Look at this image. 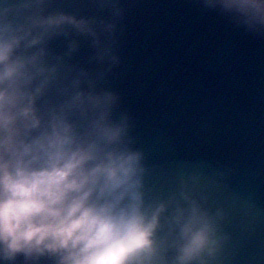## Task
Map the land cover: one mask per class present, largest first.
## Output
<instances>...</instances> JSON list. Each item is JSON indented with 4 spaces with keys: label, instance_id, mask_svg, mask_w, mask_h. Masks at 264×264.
I'll return each instance as SVG.
<instances>
[{
    "label": "clouds",
    "instance_id": "obj_1",
    "mask_svg": "<svg viewBox=\"0 0 264 264\" xmlns=\"http://www.w3.org/2000/svg\"><path fill=\"white\" fill-rule=\"evenodd\" d=\"M204 2L264 33V0ZM48 4L0 0V264H210L223 238L206 197L184 182L179 199L149 202L128 117L113 119L119 98L97 87L105 72L69 63L77 39L62 55L49 47L75 33L91 40L95 61L114 62L105 37L115 24L45 14Z\"/></svg>",
    "mask_w": 264,
    "mask_h": 264
},
{
    "label": "water",
    "instance_id": "obj_2",
    "mask_svg": "<svg viewBox=\"0 0 264 264\" xmlns=\"http://www.w3.org/2000/svg\"><path fill=\"white\" fill-rule=\"evenodd\" d=\"M59 10L115 24L105 37L114 62L95 61L91 40L75 33L49 47L62 55L77 39L69 63L105 72L97 87L117 94L113 119L128 117L146 199H179L186 182L219 218L223 239L210 264H264V33L204 0H49L45 14Z\"/></svg>",
    "mask_w": 264,
    "mask_h": 264
}]
</instances>
